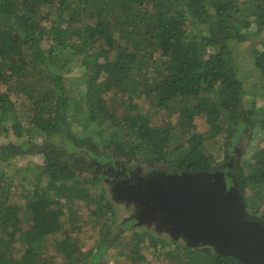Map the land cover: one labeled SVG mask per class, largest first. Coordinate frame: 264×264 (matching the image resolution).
Returning a JSON list of instances; mask_svg holds the SVG:
<instances>
[{
    "label": "trees",
    "instance_id": "1",
    "mask_svg": "<svg viewBox=\"0 0 264 264\" xmlns=\"http://www.w3.org/2000/svg\"><path fill=\"white\" fill-rule=\"evenodd\" d=\"M252 28L264 31V0H0V131L21 135L11 94L22 95L29 103L21 113L42 141L0 143V264H57L58 256V264H97L113 247L141 260V243L162 247L165 240L152 232L127 237L137 217L111 226L110 201L103 191H90L107 175L89 168L93 176L77 177L81 162L115 166L126 156L142 168L214 171L205 137L192 128L196 115L208 117L207 136L222 135L226 153L238 133H264V102L246 105L233 56V45ZM70 63L83 68L79 96L70 92ZM253 63L264 95V42ZM34 152L41 162L33 174L4 168ZM237 179L245 206L257 212L264 202V145L239 164ZM76 200L86 202L104 236L95 249L82 250L70 232ZM24 219L30 220L26 230ZM15 241L24 244L20 255L12 253ZM160 253L169 264H252L187 241H173Z\"/></svg>",
    "mask_w": 264,
    "mask_h": 264
},
{
    "label": "rangeland",
    "instance_id": "2",
    "mask_svg": "<svg viewBox=\"0 0 264 264\" xmlns=\"http://www.w3.org/2000/svg\"><path fill=\"white\" fill-rule=\"evenodd\" d=\"M264 42V31L254 32V29H249L246 34V38L233 45V56H234V64L237 70V73L243 79V84L245 88H247L246 93L244 94L245 102L247 106L250 105H259L264 102V95L261 93V83L260 76L256 70V67L253 63V56L255 55L257 48H259ZM71 65L70 71L67 74L69 78V82L73 87L70 89L73 95L79 96V82H81V78L79 77L80 72L83 70L82 67L78 65ZM78 89V90H77ZM80 91V90H79ZM113 91L109 92L106 97L110 100V96L113 95ZM71 94V95H72ZM12 99H14L16 110L20 122L22 123V133L17 136L12 129L8 132L0 131V143H6L8 141L20 142L24 147H29L31 142L40 143L41 134L34 128V126L29 122L27 115H23L22 112V104H28V100L22 95L11 94ZM115 99H120L119 96H115ZM139 105L143 108L148 106V103L144 100L143 97H138L136 100ZM123 106H121V109ZM262 113L256 115L261 116ZM162 111H158L152 119L155 122L161 121ZM177 115L172 117V121L175 122ZM194 130L200 132L204 138V147L206 151L211 154L213 159H216L217 165L216 170L209 171L211 173L218 172L223 173L228 177L229 182L227 183V179L224 177L227 187H231L228 185L231 183L235 188V190L240 194L241 204L244 206V211L246 216L252 219H258L264 222L263 219L260 218V214L264 213V202L261 204L257 212L251 211L249 208L245 206L246 198L245 193L240 190L238 187V166L243 161H248L252 158L255 150L264 145V133L260 132L258 134L250 135L248 131L240 132L236 136H234V141L232 142V146L228 149L230 150L228 153L224 151V146L222 142V135H216L208 137L207 135L211 133V127L208 122V117L204 114L196 115L193 120ZM1 129V128H0ZM125 157V158H124ZM121 156L119 158L124 162L125 166L134 167L136 162L133 159H129L126 156ZM125 160V161H124ZM9 163L4 162V168L15 173L16 169L21 168L22 172L18 174H33L37 168L35 164L41 162V155L37 152L34 153H26L24 155L13 157L9 161ZM99 160H95L94 158H89L87 160H83L81 162L82 172L77 173V177H91L93 176L90 173L89 168L93 170H98L101 166ZM139 165V164H138ZM143 167L142 165H140ZM28 167L29 169H23ZM145 172H151L147 174V176L151 175H164L165 173L172 171L165 164L159 165L157 167H144ZM136 178V177H135ZM18 186V185H16ZM127 187V188H126ZM121 187V191L118 192L115 189L114 182H111L110 179L102 178L99 183L94 186H91L90 191L94 194L103 191L104 198L109 200L111 206L113 207L112 215L110 216V224L115 227L117 224L122 222L125 219L132 218L134 215L140 214L142 211L149 210L148 205L145 202H141L138 196H133L132 192H130V186ZM144 190L145 187L140 186ZM17 188V187H16ZM29 190V185L24 187ZM23 187L18 186L17 191L22 192ZM128 191V192H127ZM127 192V193H126ZM143 205V209L140 210L138 205ZM73 208L77 211V220L75 224V228L71 229V234L78 240L82 250H87L91 247L97 248L102 239H104L98 230L97 226H94L93 215L90 212L86 202L84 200H76L73 204ZM141 211V212H140ZM157 214L151 216L150 214L146 221H143L142 224L136 225L133 223V226L128 227L125 231L128 233L127 237L134 235V230H142L143 232H152L155 236L164 239V244L162 247L158 249H154L147 244V241L141 243L139 246L140 254L144 255L145 258L141 260L130 259L126 256L127 249L123 250V253H120L119 248H111L107 253L102 254L98 258L97 264H169L168 260L160 253L163 248L169 246L173 241L178 243L186 242L187 236L183 234L181 231L176 232L170 223H164L163 219L165 217L164 213L161 211H155ZM66 215L63 216L64 222H67ZM150 217V218H149ZM142 220V219H141ZM162 221V223H161ZM30 225V220L24 219L21 222V227L23 229H28ZM177 234V235H174ZM60 235V231L53 234L54 237ZM131 239V238H130ZM129 239V241H130ZM126 243V241H125ZM124 245V244H123ZM24 244L20 241H15L12 247V253L14 255H20L23 251ZM203 246V245H198ZM210 246V245H205ZM136 247V246H135ZM214 249V248H213ZM132 252V249H131ZM61 256L57 257V262H61ZM57 263V264H58Z\"/></svg>",
    "mask_w": 264,
    "mask_h": 264
},
{
    "label": "water",
    "instance_id": "3",
    "mask_svg": "<svg viewBox=\"0 0 264 264\" xmlns=\"http://www.w3.org/2000/svg\"><path fill=\"white\" fill-rule=\"evenodd\" d=\"M138 195L149 210L140 221L161 211L164 223L187 236L190 245H210L245 263L264 264V222L246 216L240 194L227 187L223 173L169 171L151 175Z\"/></svg>",
    "mask_w": 264,
    "mask_h": 264
},
{
    "label": "flooded vegetation",
    "instance_id": "4",
    "mask_svg": "<svg viewBox=\"0 0 264 264\" xmlns=\"http://www.w3.org/2000/svg\"><path fill=\"white\" fill-rule=\"evenodd\" d=\"M122 160L118 159V161H116L117 165H115V166H107V165L103 164V160H102V162H100L101 166L99 167V169L97 171H99L103 174H106L107 179H110L111 182H114L115 189L118 192H120L123 187L130 186L131 188L129 191L132 192L133 196L142 197V196L138 195L139 192L142 191L141 190L142 188L140 186H142V184L145 182V179H147V178H145V176L151 172H145L144 169L140 165H137V164L134 167L125 166L124 162ZM157 177H161V176L158 175ZM224 177H227V176L224 174ZM105 179H106V177H105ZM149 179H151V176L149 177ZM136 204L138 205V208H140V210L143 209V205H140L138 203H136ZM155 214H157V213L153 212V214L151 216H153ZM134 217H135V215L132 218H134ZM132 218H128L125 220H128L130 222V220ZM143 221H146L145 223H147V219H144V218L140 221H137V222L133 221L130 223H132V224L135 223L136 225H140V224H142ZM161 223H162V221H161ZM174 235H177V234H174Z\"/></svg>",
    "mask_w": 264,
    "mask_h": 264
}]
</instances>
